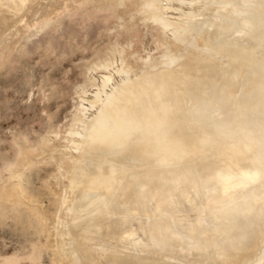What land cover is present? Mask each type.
<instances>
[{"label": "rangeland", "instance_id": "rangeland-1", "mask_svg": "<svg viewBox=\"0 0 264 264\" xmlns=\"http://www.w3.org/2000/svg\"><path fill=\"white\" fill-rule=\"evenodd\" d=\"M16 1L13 7H4L7 8L4 11L10 10L8 15L11 21L0 28V264H109L107 259H110V254L105 252L102 246L94 245V247L89 241L87 243L88 253L82 254L72 245L73 236L77 238L80 232L78 226L82 219L84 218L89 224L96 221L102 210L111 209L119 191L122 190L121 187L115 188L110 195L107 192L103 195L96 190L97 185L88 179L93 170L96 172L102 160L96 154L98 149L94 150L92 147L97 148V145L89 141L92 124L104 117L114 116L117 123H106L100 132L115 131L120 124L125 125L128 132H122L123 135L120 134L122 137L115 144V146H123L125 143V146L121 148L125 150L126 144L132 141L130 139L134 140L136 135H139L133 131L134 135L131 136L132 132L129 131L132 129L129 130V128L139 125L141 129L155 130L167 124L169 121L166 118L167 111L175 107L178 109L180 105L178 102L181 96L180 91L187 96H191L189 94L191 91L192 98L194 95L198 104L207 96L209 97L210 93L214 94L215 103L212 109H216L213 110L214 113L210 110V114L211 116L214 114L215 119L221 120L224 114L218 103L220 97H224L225 94H229L231 98L232 94L235 97L238 96L239 88L242 87V80L239 83V78L242 79L244 69L247 67L244 61L247 60V64L252 65L255 59L252 54L255 57L257 54L264 58V47L258 49L255 54L254 50L257 49L259 42L249 41V47L253 48L254 53L249 50L252 54L248 56L253 60L248 59L249 57L247 58L244 53L247 59H244L242 56L244 54H241L244 62L241 66L245 65V68L239 66L238 71L234 64V67L228 69L226 65L225 69V64L232 61L228 64L231 66L242 52L238 53L236 50L239 48L233 47L231 50L237 52L239 56L231 60L232 53H229L231 54L229 58L228 52L225 54L223 48H218L214 44V49L211 48L212 45H209L211 41L205 34L211 31V28H217L218 24L220 27L222 26L220 23L228 24L231 20L233 21L228 25L232 30L230 26L223 23L224 27L228 26L229 29H226L231 38L238 32L239 34L246 32L249 26L251 28L250 23L257 20L261 22L257 21L256 25L258 23V26L262 25L260 27L263 28L264 20L262 19L264 18H261V14L257 17L261 18L260 20L252 16L255 14L253 12H262L264 2L261 7L258 5L252 9L251 3L253 2L250 1L251 3H247L250 5L249 9L246 6L247 10L244 4L249 0L244 3L243 0H238L243 5H240L241 3L239 4L237 0H229L231 2L228 0ZM225 5L236 12L238 8L240 13L245 10L244 14L242 12L239 15L238 12L237 14L231 12L232 10L230 14L227 9L225 10ZM241 6H244L243 9ZM256 7H259L258 11ZM246 10L253 11L251 12L253 15L250 16V12ZM246 12L249 14L245 15ZM243 21L249 23L247 29L244 27L248 23ZM255 22L252 25H255ZM205 24L211 25L208 31L205 29L207 28ZM231 33L234 34L231 35ZM235 36L233 38L236 39L238 35ZM228 41L225 42L228 43ZM238 42L239 40L237 44L241 41ZM237 44L236 46H239ZM215 48L219 51L223 49L224 53L216 52ZM240 48L244 46L241 45ZM209 53L211 56L206 58ZM237 54L234 53V56ZM204 58L205 62L210 64L204 65V61H201ZM248 60L252 61L248 62ZM208 66L211 69L214 67V70L211 71L209 68L207 72L205 69ZM240 67L244 71H241ZM248 67L250 70L249 64ZM233 68L237 74L231 72ZM201 69H204L206 73ZM196 70L198 75L201 73V76H205V80L201 81L199 86L195 85V80L190 76L197 74H191ZM215 70H227L224 75L229 71L227 75L230 74L231 77L234 73L236 78L229 77L231 81L227 78L231 83L229 85L224 81V75L223 77L218 76ZM258 72L255 73L260 76L262 73ZM256 74L255 76L258 77ZM216 77L223 79L221 85L213 81ZM199 79L202 80V78ZM202 82L206 83L202 84ZM250 86L242 87L243 91H247ZM149 98L154 100L149 101ZM192 101L193 99H190V103ZM134 106H137V113L132 111ZM158 107L160 111H163L162 113L156 112ZM143 117H148L147 123L138 124L137 119ZM192 121L194 122L186 121V124L194 125L196 120ZM197 126L194 125V127ZM194 127L196 132L199 128H204ZM202 130L205 131L206 128ZM199 131L198 134L201 133ZM203 131L201 135L206 136V131L205 133ZM214 131L217 130L214 129ZM211 134L207 136L211 137ZM141 135L139 136L144 139V135ZM223 138L221 137V140L226 142L225 137ZM96 141L98 139L94 142ZM126 141L129 142L126 143ZM98 142L97 144H100ZM129 147L130 150L133 149V146ZM151 147L155 148L152 144ZM130 150L128 151L127 148L126 152L132 153ZM122 154L124 152L121 156ZM125 155H123L124 158L127 157ZM123 169H125L124 166ZM80 170L86 173L83 175ZM188 185L189 187L194 186L193 184ZM254 187L256 186L247 190L254 189ZM81 188L88 190L89 195L85 197L86 200L84 199L82 204L72 205L81 193ZM251 191L254 193L255 189ZM258 192L256 194H259ZM221 193L218 197L226 194L225 191ZM228 194H226V199L220 198L219 202L223 199L222 206H227L228 203L237 200V195L229 194L231 197L234 196V200H231V197V199L227 198ZM201 198L197 189H191L188 200L181 203L179 207L181 211L178 215L194 213L202 203ZM124 201L118 203V207L122 203L125 207H130L127 203L126 206ZM227 207L224 206V211H229ZM85 209H88L90 214H87ZM73 210L77 212L74 213ZM79 210L82 211L79 212ZM83 211L87 214L85 215L87 218L78 216L84 214ZM74 214L77 218L73 221ZM116 215L121 216L117 213ZM118 218L121 219V217ZM183 229L185 231L186 227ZM206 231L208 233L209 228H206ZM83 232L93 233L91 229L83 230ZM247 236H250V241L257 240L260 237V231L259 229L251 231ZM262 238L264 239L263 236ZM262 238L260 240L264 242ZM262 242L257 243L264 247ZM119 245L123 246L121 243ZM261 246L259 259L264 258V250ZM73 250L79 255L77 258L81 260L77 261ZM175 261L178 264H184L180 260Z\"/></svg>", "mask_w": 264, "mask_h": 264}, {"label": "bare ground", "instance_id": "bare-ground-1", "mask_svg": "<svg viewBox=\"0 0 264 264\" xmlns=\"http://www.w3.org/2000/svg\"><path fill=\"white\" fill-rule=\"evenodd\" d=\"M245 1L247 0H243V3ZM254 1L249 0L248 2H245V8L247 6L249 9L250 5L247 4L249 2L252 4V9L254 6L258 5L261 7V4L264 2V0ZM16 2V0L13 2L10 0H0V8L2 9V12L0 13V28H3L11 21V17L8 15L10 10L4 11V9H7L4 7H13ZM228 2L231 1L228 0ZM237 2L239 3L240 1L237 0ZM238 3H236V5ZM228 5H231V3ZM240 5L243 4L241 3ZM227 7L225 5V10L227 9L230 14L231 12L236 14L238 12V14L241 15V13L243 12L242 14H244L245 11L242 10L240 13L239 8L236 9L238 10L236 12L235 10H232L231 6L230 8L232 11ZM241 7L243 9L244 6ZM258 8L256 7L255 9L258 11ZM18 9L16 11H18ZM255 9L253 11H255ZM261 9L262 8H260V10ZM263 10L261 13H259L260 11L257 13L251 11L257 14V16H255V14L252 16L253 14L251 15L250 11H247L250 12V14L246 12L245 15L249 14L252 17H256V19H259L257 18L258 14L259 16L261 14V18H264ZM227 11L225 12L228 13ZM223 16L224 15H222V17ZM226 18L230 17L226 16ZM231 21L228 24H230ZM243 22L246 23L247 21ZM243 22L235 23L238 24ZM254 22L252 24H254ZM256 22L255 25L250 23L251 28L253 29L250 28L248 22L246 26L243 25V27L245 26L244 28L249 26L248 29H250L248 30L246 28V32L240 34L238 32V34H235L236 36L238 35L236 39L233 38L235 35L232 37V39L230 34L227 33V29H231V26L227 23L225 24L223 22L224 25L230 26L229 28H227L228 26L224 27L223 23H220L222 26L218 27V24L217 28L215 29H212L210 27L211 25L205 24L207 28H204L207 31L211 28V31H208L205 34L209 41H211V43L208 44L212 45L211 48H213V44L218 46V48H223L225 50V54L228 52L229 58L231 55L229 53H232L231 60H234L236 56H239L237 52L231 50L233 47L240 49L236 50L238 53L242 52L240 53V56L244 53H246V57L248 55L251 56V54L254 52L256 54L258 49H262V47H264V27H260L262 25L258 26V23L256 25ZM200 29L201 28H199V30ZM196 30L198 31V29ZM227 34H229V37L226 36ZM233 34L234 33H231V35ZM206 37L205 40L208 41ZM234 40L236 41V44L238 40L239 42L241 41L242 44L241 42H238L239 44L237 45L240 47L242 45L244 48L236 46V44H234ZM251 40H256L259 42L256 47L257 49H255L254 52L253 48L251 49L249 47V41ZM225 41H228V43ZM228 48L231 51L228 50ZM216 49L217 48H215L216 52L219 51ZM223 49H220L219 51L222 54L224 53ZM249 50H252L251 54ZM211 53L206 55V58L211 56ZM234 53L237 55L234 56ZM240 56L237 58L238 60H234V63L231 66L228 64H231L232 61L228 62V64H225L224 67L226 69L227 65L228 69L232 66L234 67V64H236V70L239 71V66L245 62L247 67L245 65L241 66L242 68H246L244 69L245 72H243L244 75H242V79L241 77L239 78V83H241L242 80V87H246L247 85L251 86L245 92L240 86V92L237 90L239 94L236 92L238 94L237 97L233 96L234 94H232V98L231 96L229 97V94H225L223 95L224 97H220L218 103L221 106V110L224 114L223 115L221 113L223 115V118L220 117L222 118L221 120L215 119L214 114L212 115L213 117L210 114L211 111L214 113L213 110L216 109H212V105L215 103L214 94L207 92L210 93L209 97L207 96L205 100L198 104L199 102L197 99H195L194 95L192 98L191 91H189L191 96H187L184 94V92L180 91L181 96L180 99H178L180 105H178V109L175 107L174 109L167 111L166 118L169 120L167 124H164L159 127V129L157 128L155 130H147L146 128L141 129L139 125L137 127L129 128V130L132 129L129 131L132 132L131 136H133L135 132L139 133V135L142 134L141 136L144 135V139L139 135H136L138 138L134 136L136 137L134 140H129L131 143L126 141V143L133 146V149L130 150V145L126 144L128 151L130 150L132 153L126 152V147L125 150L124 148L121 149L125 146V143H123L125 140H122L123 142L119 141L124 144L123 146H115L119 138L122 137L120 134H122V132L125 133V131L128 132V128L125 125L120 124V126L117 127L115 131L106 132L105 130V132H100L106 123H117V119L114 116L104 117L102 120L96 121L94 124H92V130L90 133L91 140L89 141L95 143L94 145H97V148L95 146L92 147H94V150L98 149V153L96 152V154H98L102 160L99 163V167L97 168L96 172L93 170L92 173L89 174L88 179L97 185L99 189L96 187V190H99L103 195H105L106 192L108 195H110V192H113L115 188L119 189L121 187L122 190L119 191V194L114 201L115 204L111 207V209L102 210V213H99L100 215L97 214L99 215V218L96 221H93L91 224L87 223L84 218L81 222L79 221L80 223L78 229L81 233L78 232L77 236L80 237V241H78L79 239L77 240L78 237L76 238L73 236L72 245L78 249L80 253H88L87 243L90 241L91 244H93L92 246H102L103 250L105 249L104 251L110 254V259H107L109 260V264H178L175 260H180L184 264H239L245 259L250 261L249 262L245 260L246 263L243 261L245 264L264 263V258L259 259V250L261 245L259 246L258 244L259 241L262 242V240H260L262 236L264 237V58L257 54V57H255V55L252 54L253 58L255 59L253 60L251 57L253 61L251 60L252 65L248 63L250 66L249 70L247 60L243 62V57L245 54L242 55L243 57L241 56L242 60L240 59ZM250 56L247 58L251 59ZM247 58L244 57V59ZM204 59L201 60L204 61V65L210 64L205 62L206 59ZM251 61L248 60V62ZM201 64L202 62L200 65ZM210 66L212 67L214 65ZM210 66L204 69L207 72L209 70H214V67L211 69ZM221 68L222 67H220V69ZM242 68L241 71L243 70ZM236 70L233 68L231 72L235 73ZM196 71L191 72V74H197L190 76L195 77H191V79L195 80L194 83L196 86H199L200 82L205 80V76H201V73L198 75V71ZM223 71L225 70H217V73H215L218 76L223 77L227 70L225 72ZM253 71L254 73L259 71L262 74L259 76V74L255 73L258 75L257 77ZM203 72L206 73L205 71ZM228 73L230 72L228 71ZM234 73L231 77L230 74H226L227 77L224 75V81H226V83L229 85H231V83L228 82L227 78H236ZM249 73H253L254 76L253 74L250 76ZM238 75L241 76L239 73ZM217 77L216 80L213 81L221 85V80L223 79H220L221 77ZM199 78H202V80ZM230 78L229 81H231ZM191 79L189 78V80ZM248 81L250 82L248 83ZM204 83L206 82H202V84ZM190 99H193L191 103ZM230 99H232V101ZM148 100L153 101L154 99L149 98ZM144 101L146 100L144 99ZM218 103H216V105ZM249 108L251 109L250 111ZM132 111L137 113V106H134ZM156 112L162 113L163 111H160V108L158 107L156 108ZM216 112L218 113V111ZM189 115L190 117H188ZM186 118L196 120L194 125L197 126L199 124L204 127L202 128L204 130L205 128L206 130H209L213 126L214 129L217 130V133L212 127L211 129L214 131L213 134L216 133L215 135L211 134L213 131L210 129L211 132L210 130L208 132L206 130L205 131L207 135L211 134V137H208L207 135L205 136L204 134H202V136L201 133L203 130L199 128L201 126H197L200 129V131L198 129L197 132H201L198 134L193 129L194 125L189 124L191 125L190 127L188 124H186L189 120H186ZM147 119L148 117L138 118L137 123L141 125H143V123L146 124ZM191 119L190 121H192ZM190 121L188 123L194 122ZM197 127L194 128L197 129ZM205 131H203V133H205ZM194 132H196V134ZM222 134H224V136ZM220 136L222 139L225 137L226 142H223L224 140H221ZM218 137H220L219 141ZM96 138L100 144H97L98 141L94 142L97 140ZM92 139L95 140L92 141ZM220 140L222 142H220ZM148 144H150V146ZM151 144L155 147L154 149L151 147ZM157 148L160 151H158ZM123 152L127 155L126 158H124V154L121 156V153ZM114 155H116V157L119 155L118 157L120 160L118 157V159L114 157ZM123 166L125 169H123ZM81 172L83 175L86 173L83 171ZM81 172L79 173L80 175ZM83 181H85V179ZM79 184L81 183L79 182ZM79 184L76 183V185ZM188 184H193L194 186L189 187ZM253 186L257 187H254L255 191L257 192L258 188L260 189L258 192L259 194H256L257 192H255L254 189H251L254 191V193L251 190H247L251 187L253 188ZM191 189H197L199 191V195L202 197V203H200L198 209L194 213L178 215V213L181 211L179 207L181 203L188 200V194L190 193ZM224 191L226 194L229 193L232 195H237V200L228 203V207L224 205L229 211H224V206H222L223 199H221L219 202L220 198L226 197V194H224V196L222 194ZM220 192H222V196L218 197ZM95 193L96 192H94V194ZM229 194L227 195L229 196L227 198L231 197ZM88 195V190H82L77 199L72 202V205L77 203L82 204L83 200ZM231 198V200H234V196ZM92 201L94 202V200ZM123 201L125 204H129V206L132 208L125 207L123 203L122 205L128 209H125L122 205L118 207V203ZM90 210L92 209L90 208ZM80 211L82 210H79V212ZM84 211H86L87 214L89 213L88 209H85ZM130 211L133 212L131 213ZM86 213L84 212V214L78 216H81V218L82 216L85 217V215H87ZM116 213L121 216H117ZM93 216H95V214ZM118 217H121V219ZM75 218H77L76 214H74V218H72V220H76ZM184 227H186L185 231L183 229ZM206 228H209L211 234L209 231V234L207 233ZM90 229L93 233H84L85 231L83 232V230ZM257 229L260 231L259 239L250 241L249 237L251 235H247L251 231H256ZM112 243H115V245H112ZM119 243L123 244V246L119 245ZM262 243L264 244V242ZM130 246L135 247L129 248ZM74 247H72V249ZM261 247L264 250L263 245ZM73 254H75L74 250ZM75 255L74 256L76 258L79 257L78 254ZM93 257L96 260L94 255ZM107 258L109 257L107 256ZM78 260L81 259L77 258V261ZM204 260L205 262H201Z\"/></svg>", "mask_w": 264, "mask_h": 264}]
</instances>
